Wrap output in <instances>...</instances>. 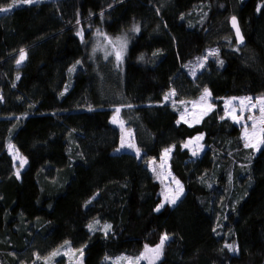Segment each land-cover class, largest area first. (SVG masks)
Wrapping results in <instances>:
<instances>
[{
	"label": "trees",
	"instance_id": "obj_1",
	"mask_svg": "<svg viewBox=\"0 0 264 264\" xmlns=\"http://www.w3.org/2000/svg\"><path fill=\"white\" fill-rule=\"evenodd\" d=\"M260 2L42 0L0 13V264H43L33 254L47 257L65 240L73 249L87 245L83 264H112L139 255L145 243L154 246L165 232L170 239L156 264H264V153L244 149L240 126L219 119L222 98L264 94ZM134 24L139 33L130 31ZM97 29L129 37L121 67L114 56L93 54ZM21 48L27 59L17 66ZM209 49L219 50L223 65L209 57L190 75ZM205 86L215 111L191 128L177 125L184 108L178 101L197 100ZM171 89L177 95L165 101ZM128 104L120 118L142 150L139 159L115 152L120 133L110 118ZM199 133L204 147L193 157L181 144ZM9 142L28 160L19 180ZM171 145L169 169L184 194L157 213L162 185L146 163ZM94 219L113 226L107 238L88 231Z\"/></svg>",
	"mask_w": 264,
	"mask_h": 264
},
{
	"label": "snow or ice",
	"instance_id": "obj_2",
	"mask_svg": "<svg viewBox=\"0 0 264 264\" xmlns=\"http://www.w3.org/2000/svg\"><path fill=\"white\" fill-rule=\"evenodd\" d=\"M42 3V0H10L9 3L0 4V13H8L13 11L15 8L25 5H38ZM111 7V5H109ZM264 9V0H261L260 3L256 6L257 13H260ZM79 15V13H78ZM91 15V13H90ZM101 17H103L104 12L100 13ZM183 19V16L181 17ZM77 24L80 23V20L77 19ZM231 27L235 31V38L237 44H243L244 37L242 35L241 29L239 27L238 19L235 15L230 17ZM131 32L139 33L140 26L138 24H134L130 29ZM76 35L80 37L81 42L84 43V33L83 30H78ZM97 37L96 44L94 45L92 52L95 54L97 51L104 52L105 59H108L109 56H114L117 67H121L124 61V57L128 51L129 37L127 34H122L116 37L109 36L107 33L101 31L100 29L96 30L95 33ZM159 52H154L153 55H158ZM209 57H216V62L219 65H223L224 61L219 59V50L218 49H209L207 50L206 55L197 58V64L195 67L189 69V74L195 76L196 71L198 69H203L209 59ZM27 59V52L24 48L19 50V56L15 60V64L17 66L21 65ZM140 60H143V56L139 57ZM81 61L77 60L74 65H72L68 71L69 73L74 72L76 70V66L80 65ZM187 67V66H185ZM16 79L19 80V74L16 76ZM15 87V84H13ZM67 87L65 86L64 92L67 91ZM64 92H61L60 95L63 96ZM177 95L175 89H171L169 92L165 93L164 100L168 101L170 98L175 97ZM212 93L210 89L205 86L202 90V93L198 100L195 101H185L179 100L178 103L181 106H184V111L180 113V118L176 120V124L180 125L181 122L188 125V127H193L194 124H199L205 116H208L210 113L215 111V105L211 103ZM224 99L223 111L224 115L219 116L221 121L226 119H231L233 124L241 126V134L240 140L243 142L244 149H250L253 154L260 152L264 153V94H261L256 97L252 96H241V97H229L222 98ZM0 102H3V97L0 96ZM173 109L176 110L177 101L173 100ZM192 104L193 109H197L196 111H191L187 105ZM123 107L131 108L132 105H120L114 108V112L112 117L110 118V123L114 125H118L121 130V135L119 139V147L115 149L116 152H120L121 150L127 149L131 150L135 153L137 159L141 158L142 150L137 145L135 141V137L131 130H127L125 132L124 121L120 118V113ZM92 109L89 108V111ZM204 133H199L196 136L190 137L186 141L181 144V148L187 149L191 152L193 157H196L200 154L203 149V144L200 142L204 139ZM7 149L9 154L12 156L14 161L19 160V167L16 168L15 175L16 178L20 179V169H22L27 163L28 160L26 157L22 156L19 151L16 149V146L9 142L7 145ZM175 145H171L165 147L160 155V164L159 171L157 170L156 161L154 158H150L147 161L148 168L153 172L154 176L160 180L161 185L163 186L160 196L162 197L160 203L156 205L153 209L154 212L159 213L165 205L174 206L181 199L184 194V186L175 176L172 175L170 171H167V161L170 159V154L174 151ZM252 157L249 156V163L251 162ZM241 167H248L247 165H242ZM171 177L170 184H174L175 187L172 188L168 185H165V181ZM231 179V176H229ZM94 199V197H93ZM92 200H88L85 203V207L88 204H91ZM87 229L89 232L100 231L103 232L105 238H107L108 234L112 231V225L108 223L100 224L99 219H94L93 221L87 224ZM219 227V225H217ZM214 233L217 232V228L214 227L212 229ZM170 239L168 233L161 234L159 238V242L154 246L149 245L147 243L144 244L143 251L139 253V255L135 257L131 256H119L113 260L112 264H121V262H126V264H141V261H145L146 264H156L157 261L161 259L164 252V247L166 242ZM61 247H65L67 249L64 252V255H68L71 257H76L78 254V259L76 260V264H83L84 252L87 245L81 246V248L73 249L71 247L70 241L65 240ZM224 248H226L229 252H237L238 247L235 243L228 244L225 243ZM37 260H43V264H51V261L56 257L61 255V252L58 249L53 250L47 257H40L39 254H33ZM106 260L110 259L109 257H105Z\"/></svg>",
	"mask_w": 264,
	"mask_h": 264
},
{
	"label": "rangeland",
	"instance_id": "obj_3",
	"mask_svg": "<svg viewBox=\"0 0 264 264\" xmlns=\"http://www.w3.org/2000/svg\"><path fill=\"white\" fill-rule=\"evenodd\" d=\"M196 64H197V61L194 62V63L191 65L190 69L193 68V67H195ZM197 100H198V99H197ZM223 104H224V101H223ZM187 107H188L191 111H196V110H197V109H193L192 104H188ZM183 111H184V108L182 109L181 112H183ZM230 120H231V119H230ZM115 126L118 128L119 133H120V135H121L120 127H119L118 125H115ZM239 126H240V125H239ZM240 128H241V126H240ZM125 132H127V131L125 130ZM119 139H120V138H119ZM200 143H201V142H200ZM117 147H119V144H118ZM202 150H203V149H202ZM124 151L135 154V153L132 152L131 150H127V149L121 150L120 152H124ZM115 152H116V151H115ZM7 153L9 154L8 149H7ZM200 153H201V152H200ZM9 156L11 157V159H12V161H13L12 156H11L10 154H9ZM19 163H20V162H19V160L17 159V160L15 161V166H16V167H15V170H16V168L19 167ZM13 164H14V161H13ZM159 164H160V157H159L158 161H156V165H155V166L157 167V170H158V171H159ZM146 165H147V163H146ZM147 167H148V166H147ZM148 169H149V168H148ZM20 170H21V169H20ZM149 170H150V169H149ZM166 170H167V171H170V169H169V159H168V161H167V168H166ZM150 171H151V170H150ZM170 172H171V171H170ZM170 180H171V177H169L168 180L165 181V185H168V186L174 188L175 185H174V184H170V183H169ZM162 188H163V186H162ZM161 199H162V197H161ZM66 251H67L66 248H62V249L60 250L61 255L56 256L55 258L57 259V258H59V257H63L64 264H76V260L78 259V254H76V257H71V256H68V255H64V254H63V253L66 252ZM142 251H143V250H142ZM114 260H115V259H114ZM141 262H143V263L146 264L145 261H141ZM51 264H59V260H55L54 262H53V260H52V261H51ZM121 264H126V262H121Z\"/></svg>",
	"mask_w": 264,
	"mask_h": 264
},
{
	"label": "water",
	"instance_id": "obj_4",
	"mask_svg": "<svg viewBox=\"0 0 264 264\" xmlns=\"http://www.w3.org/2000/svg\"><path fill=\"white\" fill-rule=\"evenodd\" d=\"M230 26H231V24H230ZM231 29H232V31H233V33H234V36H235V31H234V29L231 27ZM236 39V38H235ZM239 46H242L243 44H238Z\"/></svg>",
	"mask_w": 264,
	"mask_h": 264
}]
</instances>
